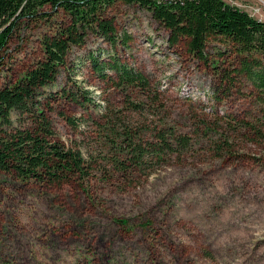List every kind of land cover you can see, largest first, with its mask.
<instances>
[{
    "label": "rangeland",
    "instance_id": "obj_1",
    "mask_svg": "<svg viewBox=\"0 0 264 264\" xmlns=\"http://www.w3.org/2000/svg\"><path fill=\"white\" fill-rule=\"evenodd\" d=\"M223 1L264 22V0ZM112 16L127 48L88 36L42 95L55 140L81 154L90 180L48 188L0 175V264H264V100L244 78L221 95L224 46L207 66L168 46L148 11L120 4ZM33 31L8 44L0 87L39 56ZM94 61L145 84L118 87L110 70L100 80ZM127 145L144 156L117 174Z\"/></svg>",
    "mask_w": 264,
    "mask_h": 264
},
{
    "label": "trees",
    "instance_id": "obj_2",
    "mask_svg": "<svg viewBox=\"0 0 264 264\" xmlns=\"http://www.w3.org/2000/svg\"><path fill=\"white\" fill-rule=\"evenodd\" d=\"M120 4L148 11L167 32L168 46L183 47L199 63L208 66L209 50L224 46L217 54L230 52L233 58L229 71L215 77L221 95L231 97L234 81L244 78L252 88L248 96L264 100V22L223 0H0V68L8 44L29 29L38 35L39 52L17 81L0 87V175L48 188L81 187L90 180L91 167L81 154L55 140L48 117L51 105L42 95L67 70L70 50L82 47L88 36H98L111 49L118 42L127 48L130 37L118 40L112 16ZM93 67L100 80L109 78L105 70L112 71L118 87L145 84L141 75L117 62L94 61ZM61 93L69 102L82 105L73 93ZM132 146L127 145L124 160H113L117 174L139 167L144 153Z\"/></svg>",
    "mask_w": 264,
    "mask_h": 264
}]
</instances>
